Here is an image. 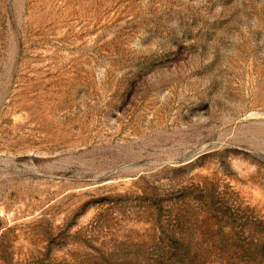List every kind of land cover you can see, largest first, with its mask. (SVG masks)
Masks as SVG:
<instances>
[{
  "label": "rangeland",
  "instance_id": "1",
  "mask_svg": "<svg viewBox=\"0 0 264 264\" xmlns=\"http://www.w3.org/2000/svg\"><path fill=\"white\" fill-rule=\"evenodd\" d=\"M0 264H264V0H0Z\"/></svg>",
  "mask_w": 264,
  "mask_h": 264
}]
</instances>
